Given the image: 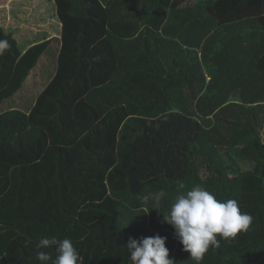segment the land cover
I'll return each instance as SVG.
<instances>
[{"label":"trees","instance_id":"trees-1","mask_svg":"<svg viewBox=\"0 0 264 264\" xmlns=\"http://www.w3.org/2000/svg\"><path fill=\"white\" fill-rule=\"evenodd\" d=\"M49 1L60 38L21 53L0 25L11 46L0 105H14L0 109V264L55 257L38 248L52 236L70 238L84 264H132L129 237L156 234L175 264H195L143 197L163 190L167 214L197 186L253 217L202 264H264V0ZM39 63L42 81L16 109ZM169 113L199 126L178 165L150 175L134 146L144 121Z\"/></svg>","mask_w":264,"mask_h":264},{"label":"clouds","instance_id":"clouds-1","mask_svg":"<svg viewBox=\"0 0 264 264\" xmlns=\"http://www.w3.org/2000/svg\"><path fill=\"white\" fill-rule=\"evenodd\" d=\"M10 47L8 41L0 40V56ZM165 195L161 190L143 197V200L147 204L151 199L150 209L163 213V222L173 227L183 250L190 254L195 264H202L210 248H219L220 240L231 241L238 234L247 232L253 221L252 215L242 211L235 199L219 200L203 187H193L177 195L167 214L160 210V202ZM166 239L159 234L139 240L129 237L126 248L132 264H175L169 258ZM38 248H54L56 253L53 257L50 252H37L40 264H84L70 238L42 237Z\"/></svg>","mask_w":264,"mask_h":264},{"label":"rangeland","instance_id":"rangeland-1","mask_svg":"<svg viewBox=\"0 0 264 264\" xmlns=\"http://www.w3.org/2000/svg\"><path fill=\"white\" fill-rule=\"evenodd\" d=\"M192 1L194 3L196 2L195 0H188V2L193 3ZM199 2L203 3V1ZM17 3H19V7L16 9L15 17H22L24 23H32L33 25L31 26L32 31L30 32L27 30L22 31V28L20 30L21 32L14 34L18 42H22V48L26 46L27 41L44 40L50 37L52 31L57 32L54 30L60 26V21L56 13V7L53 8V2L51 3L49 0L0 1V25L3 24L5 27L6 14L13 12V7H16ZM31 80L34 83L35 74ZM25 95L19 100L21 108L18 107L16 109L23 110L24 106L29 102L28 97L31 96V93L26 92ZM12 104V98H9L5 100L4 105H0V109L14 108ZM144 124L146 127L145 136L134 146L135 160L152 167V173H149L150 175H154L159 171H166V169L178 165L180 156H177V154L180 150L184 152L186 149L185 140L190 138V133H195L196 128L199 126L198 123H194L190 119L182 118L175 113L164 114L156 119H148L144 121ZM240 165L242 168H248V164L244 161L240 160Z\"/></svg>","mask_w":264,"mask_h":264},{"label":"crops","instance_id":"crops-1","mask_svg":"<svg viewBox=\"0 0 264 264\" xmlns=\"http://www.w3.org/2000/svg\"><path fill=\"white\" fill-rule=\"evenodd\" d=\"M0 1H2V2H15V1H22V0H0ZM26 2H29V1H26ZM51 3L53 2V1H50ZM18 7H19V3H17V5H16V7H13L14 8V11L13 12H8L7 14H6V23L4 24L5 25V27L3 26V24L1 25V27L3 28V30H4V32L5 33H7V34H10L11 35V37L12 38H14L15 40H16V42H17V47H18V49H19V51L21 52V53H23L29 46H31V45H33V44H35V43H37V42H39L40 40H43V39H40V40H38V41H31V42H29V41H27V44H26V46H24V48H22V42H18V40L15 38V36H14V34L15 33H19V32H21L20 30H22V28H23V30L22 31H28V32H30V31H32V28H31V26H33L32 25V23H24V20H23V18L21 17H15L16 15H14L16 12H17V10L16 9H18ZM22 7V6H21ZM52 7L54 8L55 7V5H54V2L52 3ZM2 23V22H1ZM23 23V24H22ZM23 25H24V27H23ZM8 29H10L9 31H8ZM61 29H62V25H61V23H60V26L59 27H56L55 28V30L54 31H57V32H53L52 31V33H50V37H48V38H46V39H52V38H60V34H61ZM28 34H31V33H28ZM46 39H44V40H46ZM60 43V42H59ZM59 43H56V42H54L53 44L51 43V45H50V47H51V51L50 52H52V51H54V52H57L58 51V49H59V47H60V44ZM48 60L46 57H42L41 58V60ZM39 65V66H38ZM37 66H36V68L35 69H33L32 71H31V73H30V75L27 77V79L24 81V83L22 84V87L18 90V94L19 93H23L24 91H25V93H23L22 95H25L26 94V92H30L31 94H33V91L36 89V88H38L39 87V83H40V81H41V79H40V74H39V72H40V70H41V68H40V65H41V63H39ZM50 65H51V62H50ZM35 74V81H34V83L32 82V80H31V78L33 77V75ZM29 86H28V85ZM17 94V95H18ZM21 95V96H22ZM12 106H14V105H12Z\"/></svg>","mask_w":264,"mask_h":264}]
</instances>
